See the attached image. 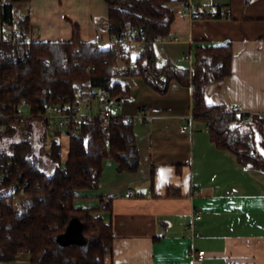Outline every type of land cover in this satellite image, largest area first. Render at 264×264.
Here are the masks:
<instances>
[{
    "label": "crops",
    "instance_id": "0c3cea01",
    "mask_svg": "<svg viewBox=\"0 0 264 264\" xmlns=\"http://www.w3.org/2000/svg\"><path fill=\"white\" fill-rule=\"evenodd\" d=\"M83 1L87 18L71 19L66 22L68 32L51 39H43L38 31L41 12L35 14L32 6L31 17L26 10L30 1L22 2V15L31 23L29 37L70 40L74 22L86 41H93L96 33L107 37L108 3ZM187 1L168 3L174 14L169 35L178 38L156 42L157 58L163 62L186 52L194 56L197 45L231 42L232 72L209 83L205 97L209 103L237 105L251 114L255 149L264 157V0H191L204 11L221 9L219 17L197 19L183 15ZM14 22L5 27L16 29ZM88 32L92 37H86ZM59 34L64 37L57 39ZM138 51L134 45L133 53ZM114 80L130 88L131 97L122 100L119 113L135 117L139 165L120 171L114 159H105L98 187L78 190L74 201L112 223L116 236L105 264H264V171L239 163L234 152L217 147L195 119L191 129L181 130L192 111V87L172 79L160 93L137 75ZM143 111L146 119L140 116ZM168 188L178 194L166 196ZM129 189L136 195L126 197ZM101 198L111 199V209L97 208ZM193 210L202 214L193 223L201 236L185 228ZM192 249H205L204 258L193 260Z\"/></svg>",
    "mask_w": 264,
    "mask_h": 264
},
{
    "label": "trees",
    "instance_id": "16d2710c",
    "mask_svg": "<svg viewBox=\"0 0 264 264\" xmlns=\"http://www.w3.org/2000/svg\"><path fill=\"white\" fill-rule=\"evenodd\" d=\"M26 1L30 0H7L0 7V112L12 113L22 98L30 103L33 112L41 110L46 102H64L81 88L77 81L85 82L82 90L106 88L111 99L131 97L130 88L114 80L121 76L113 72L115 48H100L93 41L84 40L77 23L72 24L70 40L30 38L28 16L18 19L13 36L6 34L4 27L14 22L16 4ZM105 1L107 35L122 33L133 25H143L149 37L169 35L174 19L168 6L171 0ZM204 16L219 17L221 9ZM233 57L231 42L197 45L190 69L187 61L159 63L155 45L146 43L136 60L141 66H150L140 68L135 75L160 93L168 90L172 79L191 86L193 117L210 122V140L217 147L234 152L239 163L264 171V157L256 152L253 129L243 121L247 113L224 102L209 103L205 97L209 83L221 81L232 72ZM8 123L0 137L11 140L0 145V159H12L14 163L10 177L0 183V261L27 253L30 264H105V254L116 236L112 223L91 214L93 208L77 207L74 201L78 190L98 187L105 159H114L120 171L137 168L134 120L129 122L120 114L104 128L98 116L82 118L78 131L68 134L64 161L58 138L63 132L58 131L51 147L44 149L40 118ZM174 189L168 188L165 195L178 194ZM13 195L19 198L18 208ZM97 208L111 209V199L101 198ZM75 216L83 223L87 242L62 245L57 236Z\"/></svg>",
    "mask_w": 264,
    "mask_h": 264
},
{
    "label": "built area",
    "instance_id": "2783aa9c",
    "mask_svg": "<svg viewBox=\"0 0 264 264\" xmlns=\"http://www.w3.org/2000/svg\"><path fill=\"white\" fill-rule=\"evenodd\" d=\"M215 10L210 8V10L204 11V9L193 6L191 0H188L185 4L183 15L190 19L203 18L204 13H212ZM225 14L228 16L230 10L227 9ZM7 25V24H6ZM9 25V24H8ZM6 28V27H5ZM9 29V30H8ZM4 29L5 33L10 37L13 36V29ZM177 36H163L161 34L154 37H149L146 33V28L143 25H133L129 26L122 33H113L103 37L100 33H96L94 37V44L100 48L114 47L115 52V62L113 65V72L116 75H135L140 68H147L150 66L149 63L140 65L136 60L141 49L146 43H153L159 41H168L172 39H177ZM137 45L139 51L137 54L133 53V47ZM159 63L162 62L161 58H157ZM174 63H181L187 61L190 64V69L192 68L194 62V56L191 52H186L183 55H179L171 60ZM95 68V66H90ZM191 87V86H190ZM109 91L103 87H85V89H77L74 93L73 98H69L64 102H46L37 112H33L30 103L22 98L17 104H15L12 113H2L0 112V134L8 128V121L22 122L24 123L28 118L37 117L42 120V132L44 134V149H49L52 144V140L55 138L58 131L65 133L66 130L70 132H77L79 129V122L82 118L86 116H98L100 118V123L104 128L110 126L111 120L118 117L121 113L119 110L122 105V100L116 98H110L108 95ZM106 103L114 105V111L106 106ZM97 105V112L94 111V107ZM238 112H242L240 108L235 105ZM122 115V114H121ZM129 122L134 120L132 115H124ZM140 116L143 119L147 118V113L142 112ZM189 122L181 125V130L191 129V123L194 119L193 113L188 116ZM251 120V114L247 113L243 117L244 122H249ZM205 128L208 129L210 124L209 121L204 122ZM66 134V133H65ZM68 135V134H67ZM1 136V135H0ZM14 161L1 160L0 159V183H2L6 178H9L12 173V166ZM136 195V191L129 189L126 193V197H132ZM14 205L16 208L19 206V198L12 196ZM202 214L200 210H193L190 214V220L186 223L185 228L190 230L194 236H201L194 228V221L201 218ZM205 255V249L191 250L190 256L193 260H202Z\"/></svg>",
    "mask_w": 264,
    "mask_h": 264
},
{
    "label": "rangeland",
    "instance_id": "374dc122",
    "mask_svg": "<svg viewBox=\"0 0 264 264\" xmlns=\"http://www.w3.org/2000/svg\"><path fill=\"white\" fill-rule=\"evenodd\" d=\"M4 1H7V0H0V7H1V3H3ZM32 6L36 8L35 14L38 15L39 14L38 12L39 11L41 12L39 16L40 23L38 22L37 27H39L38 31L41 30V32L44 33L45 36L43 37V39H51L57 36L59 32L61 33L68 32L69 24L66 22H70L71 19L87 18V5L84 3L83 0H69V1L68 0H30V3H28V7L26 8V10L28 11L29 14H31V17L34 15V13H32V10H31L33 9ZM23 8H24V5L22 3H17L15 6V18H14L15 22L14 23L16 25L18 24V19L20 17H26V15L25 16L22 15L23 14L22 12L24 10ZM0 13H1V8H0ZM37 15H35V18L37 17ZM33 22L35 23V20ZM0 28H1V16H0ZM9 28H12V27L9 26ZM5 29L7 30L8 28H5ZM30 30L32 29L30 28ZM86 35H87L86 36L87 38H90L92 37L93 34L88 32ZM61 37H64V36L59 34L57 39H61ZM116 77L117 76H115L114 78ZM77 84H79L81 86L80 89H82V86L85 84V82L77 81ZM106 106H108L110 109L114 111L113 103L112 104L106 103ZM95 111L97 112V105L94 107L93 112ZM195 124L202 125L201 130H204V131L206 130L204 122L201 123V121L195 119ZM58 138L61 142V151H62V157L64 161L68 154L69 136L65 133H61ZM6 139L7 137H4V138L0 137V145H4ZM7 140L9 141L11 140V138ZM38 147H39V143H38L37 148ZM1 264H30V263H29V259L27 255L25 253H20L15 259L1 262Z\"/></svg>",
    "mask_w": 264,
    "mask_h": 264
},
{
    "label": "water",
    "instance_id": "95a60500",
    "mask_svg": "<svg viewBox=\"0 0 264 264\" xmlns=\"http://www.w3.org/2000/svg\"><path fill=\"white\" fill-rule=\"evenodd\" d=\"M66 134H74L68 130ZM57 240L62 245L86 244L87 240L83 234V223L78 217H72L64 232L57 236Z\"/></svg>",
    "mask_w": 264,
    "mask_h": 264
}]
</instances>
